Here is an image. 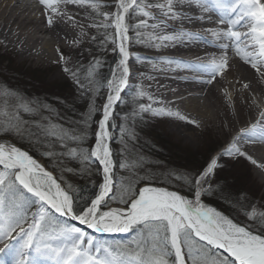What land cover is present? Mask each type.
I'll use <instances>...</instances> for the list:
<instances>
[{"label": "snow or ice", "instance_id": "6c2138e0", "mask_svg": "<svg viewBox=\"0 0 264 264\" xmlns=\"http://www.w3.org/2000/svg\"><path fill=\"white\" fill-rule=\"evenodd\" d=\"M38 4L49 28H55L56 20L67 15L61 12L62 6L91 9L90 26L104 33L102 38L91 36V41L99 43L104 51H107L105 45L110 46L118 53L119 61L106 81L107 95L98 108L93 96L99 85L96 79V69L102 63L99 55L91 52L94 63L83 69L73 65L71 57L57 48L59 60L65 65L63 71L73 80L76 94L89 97L88 112L77 121L63 116L49 104L25 99L11 90H0L3 109L0 140L27 139L42 148L43 156L59 167H64L65 160H80L85 164L94 160L102 171V183L98 194L77 210L71 185L65 184L29 151L14 142H0V245H3L0 264H264V204L255 207L249 203L243 214L250 223L241 224L202 199L207 194L204 185L208 178L222 167L219 158L243 159L264 169V163L258 165L252 152L256 147L264 150V89L259 99L245 97L251 100L247 104L249 115L253 108L258 110L254 120L234 135L231 129L224 133L231 137L228 146L210 157L202 172L191 177L189 194L155 186L147 176L139 177L143 186L126 190L127 195L119 200L124 205L122 208L103 210L109 200L116 199L117 162L110 147L112 129L126 134L122 124L113 123L116 108L125 102L122 93L133 87L129 85V79L135 75L130 59H141L139 55L131 56L129 45L133 38L129 33H135L136 42L143 43L142 29L157 30L149 37L156 47L180 42L191 49L193 45L212 44L214 51L206 61L200 57L195 62L166 61L168 65L193 70L194 77L185 82L202 89L218 83V77L230 74L233 57L239 58L242 66L264 82V0H166L165 3L114 0V4H102L100 0H38ZM186 12L192 15H185ZM137 13L134 25L133 14ZM216 13L218 16L213 20ZM67 18L73 20L72 16ZM149 19L156 22L149 25ZM170 21H178L184 27L169 28ZM205 23L211 26L201 32L193 31ZM241 27L247 30L242 32ZM109 29H112L111 38ZM208 34L214 41L207 39ZM85 38L87 33L82 32L81 37L74 39V45L78 46ZM243 89L251 90L250 83H244ZM135 91L140 97L145 95L143 90ZM228 99L231 102L230 94ZM138 109L133 115L141 119L149 113L153 117L175 116L200 127L198 121L165 107L139 103ZM94 117L98 118L92 130ZM220 131L224 132V128ZM132 134L135 135L134 131ZM90 135L94 137V146L85 148ZM118 167L128 166L121 162ZM64 218L86 225L92 233L136 232V235L127 242L99 240Z\"/></svg>", "mask_w": 264, "mask_h": 264}, {"label": "rangeland", "instance_id": "374dc122", "mask_svg": "<svg viewBox=\"0 0 264 264\" xmlns=\"http://www.w3.org/2000/svg\"><path fill=\"white\" fill-rule=\"evenodd\" d=\"M102 4H114V0H100ZM145 2L151 3H162L163 0H145ZM77 10L84 14L85 22H87V28L83 33H87V38L82 39L81 43L77 45L66 46L59 49L66 55L71 57L73 65H78L80 68L88 69L91 64L94 63L90 56L91 52H95L99 55L101 60V66L96 69L98 75L96 79L99 81L98 89L93 96V101L96 103L98 108L102 107L107 95V84L106 81L111 78L113 71L115 70L116 64L119 61L118 53H114L110 46L105 45L107 51L100 49L99 43H93L91 36L103 37V30H97L91 27L93 17L90 16L91 9L85 10L80 7H75ZM61 10H65L62 6ZM66 11V10H65ZM67 12V11H66ZM70 16V14L67 12ZM133 14L132 23H137L136 16ZM76 18V17H75ZM145 40L143 43L136 42L135 33L130 32L129 35L133 38L132 43L129 45V51L131 55H139L141 58L149 57L150 52L155 48L152 43L149 42L151 36L148 27L142 29ZM112 29H109V38H111ZM82 33L80 34L81 37ZM53 58L48 60H32L22 58L17 50L6 45L0 41V90H11L25 99H30L39 103L49 104L54 109L58 110L63 116L69 119L79 120L81 116L86 115L89 110V97L87 95L78 96L75 91V85L71 77L63 71L65 66L63 61L59 60L60 53L57 52V47H52ZM131 69H136L137 65L131 62ZM86 75L85 73L81 74ZM129 85L133 87L127 88L123 93L124 103H121L116 108V119L113 120L114 124H122L126 130V134H122L119 129H112V140L110 141V147L115 146L116 153L114 159H119L115 171V186L114 192L116 195L115 200H109L107 205L104 206L103 210L108 208H117L118 206H124L119 203L121 196L127 195V189L131 188L136 190L138 187H142L143 183L138 179L139 177H149L151 182L155 186L168 187L170 190H178L182 194H186L185 188L188 187V182L191 177L195 175L197 168L192 165H187L183 161L186 158H192L193 155L189 156L190 152L202 151L204 154L208 153L214 146H217V150L210 152L209 158L216 151H223V146L228 145L230 136H225L224 133L229 130L223 126H207L202 131H197V137L195 139L181 134L177 131L170 122L169 117H153L150 113L144 114L143 119L139 116L133 115L138 112L139 103L149 105L148 97L146 94L140 97L136 94L135 89L143 90L139 82L136 81L135 77L129 79ZM75 99L69 104L67 100ZM54 100L55 102H52ZM57 101V102H56ZM78 103V105H77ZM3 109L0 108V111ZM127 117V119H125ZM94 117L92 122V130H95L96 124ZM224 128V132L220 129ZM135 133L133 135L132 133ZM163 141L164 146L170 148L169 150L163 151L169 158L157 157L153 152H150L149 147L153 146L156 149L159 142ZM0 142L15 143L17 146L22 147L24 150L29 151L42 165L48 170L53 171V167L48 165L45 157L42 153L43 149L39 146H34L27 139L21 140L19 137H12L10 139H3ZM84 145L85 148L94 146V137L90 135L88 141ZM167 147V148H168ZM225 149V148H224ZM154 151V150H153ZM113 152V151H112ZM253 154L255 150L252 149ZM208 158V160H209ZM199 158L192 161H198ZM207 160V162H208ZM82 162V161H81ZM125 163L127 169H120L119 163ZM206 162V164H207ZM53 166H58L55 161L52 160ZM64 167V182L67 185H71L72 180H77L79 176L87 174L89 177L94 178L96 174H99L102 178V171L96 161H90V163H80L79 166H74L70 160L63 162ZM205 164V165H206ZM219 164L222 167H218L215 170L214 175H211L206 188L214 185L216 182L219 183V188L224 187L226 184L223 177L230 178H244L252 187L248 185V190L252 191L255 197L253 206L259 207L264 204V180L261 178L260 173L257 171L256 165H252L249 161L243 159H235L224 156L219 158ZM186 165V166H185ZM197 166V165H196ZM59 167V166H58ZM198 167V166H197ZM205 167V166H204ZM71 168L73 171L69 172L66 169ZM203 170V169H202ZM201 170V171H202ZM200 171V172H201ZM85 173V174H84ZM86 175V176H87ZM236 185H238V179H235ZM240 184V182H239ZM243 184H241L242 186ZM250 186V187H249ZM250 191V192H251ZM251 194L249 199H251ZM241 198V197H240ZM203 199V198H202ZM240 200V199H238ZM204 202V201H203ZM205 203V202H204ZM247 203L244 202L243 204ZM247 207H243L244 210ZM239 216V222L241 224L250 223L244 216ZM223 214V213H222ZM225 215V214H224ZM69 223L76 224L81 227L82 225L73 222L70 218H64ZM82 228V227H81ZM97 239L109 241V242H127L136 235V232L129 233H94Z\"/></svg>", "mask_w": 264, "mask_h": 264}, {"label": "bare ground", "instance_id": "6f19581e", "mask_svg": "<svg viewBox=\"0 0 264 264\" xmlns=\"http://www.w3.org/2000/svg\"><path fill=\"white\" fill-rule=\"evenodd\" d=\"M165 2L166 0H163L162 3ZM75 7L78 8L75 5L64 7L73 17L72 21L68 20L67 16L69 15L67 14L63 20H56L57 26L55 28H49L45 18L41 15L38 0H0V41L14 47L22 58L37 61L51 59L54 56L52 53L53 46L65 48L73 45L74 39L79 38L80 34L87 28L84 14H81ZM65 10H61V12L67 13ZM155 14L159 16V10H156ZM185 15L190 16L192 13L186 12ZM217 16L218 13L214 14L213 20H216ZM155 22L151 19L148 20L149 25ZM81 26L83 27L81 28ZM210 26V23H205L203 27L197 26L193 31L201 32ZM172 27L180 30L184 26L178 21H170L169 28ZM148 28L151 36H154L157 30ZM239 30L243 32L247 29L241 27ZM207 39L214 41L210 34L207 35ZM154 48L149 57L141 58L139 61L131 60L137 65V68L132 69V71L146 96L152 97L151 100L148 98L152 107H165L174 112L178 111L181 115L199 122L200 127L197 128L194 124H188L178 117H169L171 125L181 134L195 139L197 131H202L204 127H225L227 125L225 128L231 129L234 135L239 128L254 120L258 110L253 108L251 115H249L247 104L251 103V100H246L245 97L259 99L261 90L264 89V82L255 77L252 71L242 66L239 58L233 57L234 62L230 74L218 77V83L214 82L213 85L202 89L198 85L185 82L194 77L195 72L193 70H186L183 66L176 64L168 65L166 61L187 60L195 62L197 57L206 61L209 54L214 51L212 44H201L200 47L193 45L190 49L183 43L177 42L175 45L154 46ZM131 56L135 57L136 55ZM244 83H250L251 90L243 89ZM229 94L232 98L231 102L228 99ZM234 110L235 115H233ZM227 146H223L222 149L224 150ZM253 149L256 151L254 158L257 159V164L264 163V150L259 147ZM218 153L220 151L214 152L211 157ZM256 167L264 180V169H260L257 165ZM207 183H205L204 188ZM122 207L118 206L117 208ZM81 227L90 234H94L92 230L87 229L86 225Z\"/></svg>", "mask_w": 264, "mask_h": 264}, {"label": "trees", "instance_id": "16d2710c", "mask_svg": "<svg viewBox=\"0 0 264 264\" xmlns=\"http://www.w3.org/2000/svg\"><path fill=\"white\" fill-rule=\"evenodd\" d=\"M74 100L75 99L73 98L72 99L68 98L67 102L70 104L71 101H74ZM51 101L55 102L54 100H51ZM85 146H87V144H85ZM167 147L168 145L164 146L163 141H162L161 143L159 142L156 149H153V146H150L149 149H150V152H153V154H155L157 157L159 156L165 159V158H169L168 157L169 155L167 156V154L163 152V151L166 152V150L170 149L169 147L168 148ZM112 148H113L112 151L115 154L116 153L115 146L112 145ZM215 150H217V146L216 147L214 146L208 153L213 152ZM208 153L204 154L202 151L190 152L189 156L193 155L194 157L192 158L185 157L183 159V161L185 162L183 163V165L187 164V165H192V167L195 166L197 168L196 173H199L204 168L210 156V154ZM38 154H43V152L38 153ZM198 158H199L198 161H195V162L192 161L195 159L197 160ZM45 160L48 162V165L50 167H53L57 176L61 178L62 180H64V175H63L64 170H62L63 167L60 168L55 165L53 166L52 160H49L46 157H45ZM118 160L119 159H117L116 157V161ZM70 162L74 164V166H79L80 163H82L80 160H70ZM86 175L87 174L79 176L77 180H72L73 182L71 183V186L74 189V195L76 196L77 210L84 207L90 199L94 198V196L98 193L99 185L101 184V176L99 174H96L94 178H91L88 175L87 176ZM227 178L228 177L224 176L223 179L221 178L219 179V181L220 180L226 181V184H224V187L219 188L220 182L219 183L216 182L214 185L206 188L205 192L207 194L202 196V198L205 204H207L208 206L216 208L218 211L225 214L226 216H229L233 218L235 221H238L239 216L243 213V207H247L249 203L253 205V203L255 202V197L253 196L252 191L250 190L251 191L250 192L248 190L247 184H249L248 183L249 181H246L244 178L237 177L235 179H238L239 181H238V185H236V181H234L235 180L234 177L230 178L232 179V181L226 180ZM241 184L243 185L241 186ZM250 186L252 187V185ZM185 190H186V193L189 194V188L186 187ZM250 194L252 195L251 199H249ZM246 201L247 203L243 204Z\"/></svg>", "mask_w": 264, "mask_h": 264}, {"label": "water", "instance_id": "95a60500", "mask_svg": "<svg viewBox=\"0 0 264 264\" xmlns=\"http://www.w3.org/2000/svg\"><path fill=\"white\" fill-rule=\"evenodd\" d=\"M54 173V172H53ZM54 175H56L55 173H54Z\"/></svg>", "mask_w": 264, "mask_h": 264}]
</instances>
